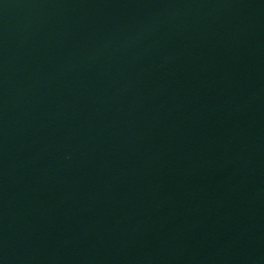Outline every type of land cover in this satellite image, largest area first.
I'll list each match as a JSON object with an SVG mask.
<instances>
[{
  "label": "water",
  "instance_id": "95a60500",
  "mask_svg": "<svg viewBox=\"0 0 264 264\" xmlns=\"http://www.w3.org/2000/svg\"><path fill=\"white\" fill-rule=\"evenodd\" d=\"M0 264H264V0H0Z\"/></svg>",
  "mask_w": 264,
  "mask_h": 264
}]
</instances>
